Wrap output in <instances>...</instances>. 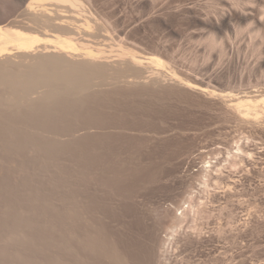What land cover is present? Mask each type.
<instances>
[{
	"label": "rangeland",
	"instance_id": "1",
	"mask_svg": "<svg viewBox=\"0 0 264 264\" xmlns=\"http://www.w3.org/2000/svg\"><path fill=\"white\" fill-rule=\"evenodd\" d=\"M28 1L0 0V24L28 26ZM85 2L89 46L157 55L185 82L264 96V0ZM27 62L0 66V264H264V114L243 120L227 98L157 80L147 64L138 84L119 85L134 79L125 64L114 81L102 67ZM183 198L209 212L169 244Z\"/></svg>",
	"mask_w": 264,
	"mask_h": 264
},
{
	"label": "bare ground",
	"instance_id": "2",
	"mask_svg": "<svg viewBox=\"0 0 264 264\" xmlns=\"http://www.w3.org/2000/svg\"><path fill=\"white\" fill-rule=\"evenodd\" d=\"M85 1L89 0H29L25 5L24 13V16H26L25 20H27L26 24H28V26L26 25L24 27H19L13 25L12 23L0 24V66H21L23 65V63L25 65L26 61H28L27 63H34V61H36V65H40V67L43 66L42 68L51 67L55 71L56 68L61 67L60 69H62V67H64L74 72L82 71L83 75L85 73L87 74L86 71L88 70H92V72H94V68L96 70L97 67H102V69H108L107 72L109 71V76H112L113 74L124 72L125 68H123L124 71H122L119 66H123V64H125L126 67L129 66V69L133 70L130 71L127 67L126 69H128L129 72H134L132 73L134 78L132 82L128 81V78L123 76H115L116 78L114 79H116V81L113 79L114 75L110 78H112L116 82V84L131 85L136 83V80L140 79V69L147 64L154 69L157 77L155 78L157 80L158 77H166L172 82L181 84L182 86L190 90H195L197 92L208 94L209 96L213 97L219 96V98L221 99L222 97L225 99L227 98L228 100L226 105L228 109L230 108L238 117L242 118L243 120L246 119L255 121L257 119H260L262 117V114H264V96H262V98L257 101V97H237L232 95H224L223 93L209 90V88L207 89L203 86L201 87L200 85H194L189 81L185 82L173 68L169 67V65L157 55L151 54L146 56L137 51H133L123 47H120V49H118L117 51L110 50L106 52L103 49L92 47V45L89 46L90 43L85 42L87 41L85 40V37H90L91 35H93L91 34V30L94 28V25L96 27V24H94L93 26L91 24L94 20L91 19L90 15H88V13H92L91 11L89 12L87 8L88 6H86L87 2ZM101 29H103V27ZM95 33L94 35H96ZM11 57L19 59L20 62L17 61L16 63L15 61H12L13 59ZM114 61H118L119 63H114L118 64L115 67H113L112 65ZM128 70L126 71L128 72ZM83 71L85 72L83 73ZM33 100H31V102ZM36 100L39 99L37 98ZM40 106L41 111V109H43L42 104ZM44 106L46 107L47 105ZM64 112L62 113V116L65 117ZM69 115L71 114L69 113ZM56 117H58V114ZM41 118L43 119V117ZM237 153L239 154L232 153V157L234 159L241 158V154L244 155L240 148L237 149ZM205 163L207 164V166H205L204 164L201 167L200 171V179L203 180V183L201 180H199L200 184L202 183L204 187L209 186V178H211L210 175H212L213 171L210 163ZM219 172L220 171H218V173ZM211 180H213L214 182V180L217 179L214 178ZM190 198L191 196L189 197V199ZM189 199V202L187 201V199H184L181 204L179 203L180 205L178 204V208L175 209L174 215L171 217V224L170 226H168L170 239L167 240V242L169 244L174 241L175 232L180 227V225L187 220L188 217L192 216L195 219L200 214L209 212L206 211V209H209L206 208V203L199 200V202L194 201L193 203V200ZM186 204L187 206L185 207ZM226 209L227 208H225L224 210Z\"/></svg>",
	"mask_w": 264,
	"mask_h": 264
}]
</instances>
